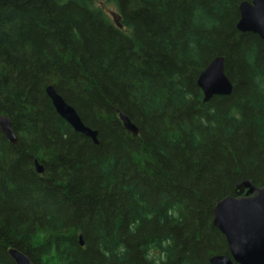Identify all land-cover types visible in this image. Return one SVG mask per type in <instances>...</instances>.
<instances>
[{
	"label": "trees",
	"instance_id": "16d2710c",
	"mask_svg": "<svg viewBox=\"0 0 264 264\" xmlns=\"http://www.w3.org/2000/svg\"><path fill=\"white\" fill-rule=\"evenodd\" d=\"M108 1L123 28L95 0H0V115L17 137L0 129V264L9 248L34 264H211L229 255L216 202L243 177L264 185V42L238 30L243 0ZM219 56L233 91L205 103L198 77Z\"/></svg>",
	"mask_w": 264,
	"mask_h": 264
},
{
	"label": "water",
	"instance_id": "95a60500",
	"mask_svg": "<svg viewBox=\"0 0 264 264\" xmlns=\"http://www.w3.org/2000/svg\"><path fill=\"white\" fill-rule=\"evenodd\" d=\"M239 13L238 30L254 33L264 42V0L241 1ZM109 14L116 26L123 28L121 15L117 11H110ZM197 83L205 103L214 96L231 95L233 85L225 74L224 57L214 58L200 73ZM46 92L57 113L76 132L91 138L97 145L101 144L98 131L86 126L76 109L53 86H48ZM116 113L127 131L139 134V129L126 114L118 109ZM0 129L9 142L17 144V137L8 116L0 115ZM35 168L37 173H44L43 165L37 160ZM213 216L214 227L226 238L229 255L216 254L211 257V264H264V185L257 186L253 180L243 177L233 195H227L216 202ZM80 244L84 245L82 235ZM8 254L15 264H34L25 253L16 248H9Z\"/></svg>",
	"mask_w": 264,
	"mask_h": 264
},
{
	"label": "rangeland",
	"instance_id": "374dc122",
	"mask_svg": "<svg viewBox=\"0 0 264 264\" xmlns=\"http://www.w3.org/2000/svg\"><path fill=\"white\" fill-rule=\"evenodd\" d=\"M95 1L97 5L101 6L108 14L110 13V11H117L115 5L110 3L108 0H95ZM50 263L52 264L53 262L51 261ZM46 264H48L47 261Z\"/></svg>",
	"mask_w": 264,
	"mask_h": 264
},
{
	"label": "clouds",
	"instance_id": "9594fccd",
	"mask_svg": "<svg viewBox=\"0 0 264 264\" xmlns=\"http://www.w3.org/2000/svg\"><path fill=\"white\" fill-rule=\"evenodd\" d=\"M42 237H43V234H38L36 239L39 240V239H42Z\"/></svg>",
	"mask_w": 264,
	"mask_h": 264
}]
</instances>
